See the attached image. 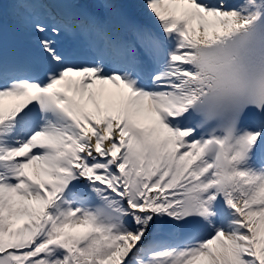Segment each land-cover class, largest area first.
<instances>
[{
  "label": "snow or ice",
  "instance_id": "1",
  "mask_svg": "<svg viewBox=\"0 0 264 264\" xmlns=\"http://www.w3.org/2000/svg\"><path fill=\"white\" fill-rule=\"evenodd\" d=\"M0 264H264V0H0Z\"/></svg>",
  "mask_w": 264,
  "mask_h": 264
}]
</instances>
